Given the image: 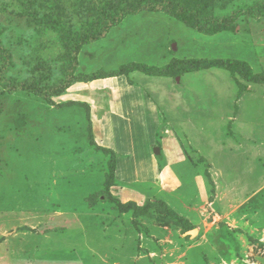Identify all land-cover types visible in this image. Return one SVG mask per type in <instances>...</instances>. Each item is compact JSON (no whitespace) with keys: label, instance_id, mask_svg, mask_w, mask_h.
Masks as SVG:
<instances>
[{"label":"rangeland","instance_id":"1","mask_svg":"<svg viewBox=\"0 0 264 264\" xmlns=\"http://www.w3.org/2000/svg\"><path fill=\"white\" fill-rule=\"evenodd\" d=\"M167 1L0 0V264H264V83L119 72L262 73L264 0Z\"/></svg>","mask_w":264,"mask_h":264},{"label":"trees","instance_id":"2","mask_svg":"<svg viewBox=\"0 0 264 264\" xmlns=\"http://www.w3.org/2000/svg\"><path fill=\"white\" fill-rule=\"evenodd\" d=\"M124 1H128L129 3V0H117L116 4H114L116 6V9L115 10H119L122 8V10L120 11L121 14V18H124L126 15H128L129 13H134L135 11H132V12H129L130 10L129 9H132V7L134 6H131V5H128V6H123V2ZM120 2L123 4H120ZM140 2V0H139ZM162 3H164V0H161ZM112 4V3H111ZM167 5L172 9V12L174 15H176L177 17H180V18H184L185 20H187V23L191 26H193L194 28L200 30V31H204V32H207V33H213V32H218V31H221L222 29L226 28L227 24H220L219 22H217L216 19H212V21L210 22L211 25L207 27V25L209 24V21H207V23H201L200 22V19L198 18V16L195 14V15H192L191 10L194 8H189L187 9V11H183L182 9L180 10V8H178L176 6V4L173 3V0H169L167 1ZM259 3V7H263L264 5ZM139 11H140V8H139ZM261 13V12H259ZM262 15H264V10L262 11ZM213 28H212V27ZM210 27L212 29H210ZM89 40L90 39V36H88V38H85L83 39V45L85 43H89ZM81 44V45H82ZM79 48V47H78ZM214 67H219V68H226L228 70H230L232 72V74H241L242 77L249 81V82H254V83H257V84H261V83H264V72L262 73H259V74H255L251 68L249 67V65H247L246 63L244 62H240V61H225V62H220L218 60H207V61H202V60H192L190 61L189 65H171L169 67H166V68H162V69H158V68H150L148 66H144V65H141V64H128V65H123L122 67H120L119 69V72L120 73H129V72H132V71H142V72H146L150 75H159V76H168L170 74H173V75H177V76H182L184 74H187L189 72H194V71H199V70H209L211 68H214ZM71 84V82L69 83V85ZM67 85L66 87H64V89L68 88ZM64 90L60 89L57 93V95H60ZM193 229L192 226H186V230H191Z\"/></svg>","mask_w":264,"mask_h":264},{"label":"water","instance_id":"3","mask_svg":"<svg viewBox=\"0 0 264 264\" xmlns=\"http://www.w3.org/2000/svg\"><path fill=\"white\" fill-rule=\"evenodd\" d=\"M155 153H156V154H160V149H159V148H158V149H156V150H155ZM195 231H196V230H195ZM193 232H194V231L190 232V233H191V235H193V234H192Z\"/></svg>","mask_w":264,"mask_h":264},{"label":"bare ground","instance_id":"4","mask_svg":"<svg viewBox=\"0 0 264 264\" xmlns=\"http://www.w3.org/2000/svg\"><path fill=\"white\" fill-rule=\"evenodd\" d=\"M194 233L196 234L197 232H196V231H194L192 234H194Z\"/></svg>","mask_w":264,"mask_h":264}]
</instances>
